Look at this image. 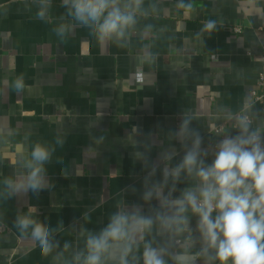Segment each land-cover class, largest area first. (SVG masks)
I'll return each mask as SVG.
<instances>
[{
    "label": "crops",
    "instance_id": "obj_1",
    "mask_svg": "<svg viewBox=\"0 0 264 264\" xmlns=\"http://www.w3.org/2000/svg\"><path fill=\"white\" fill-rule=\"evenodd\" d=\"M192 3L195 11L186 18L176 0H158L159 14L151 22L161 29V38L134 36L130 48H118L98 45L80 27L61 41L53 32L56 18L65 13L60 0H53L52 22L36 17L32 0H0V133L29 147L37 140L53 144L57 132L66 134L64 146L46 165L50 187L0 198V264H51L39 244L13 226L17 212L29 205L52 227L63 221L68 230L57 234L61 244H82L72 231L82 224L90 230L103 227L120 190L129 204L147 211L149 204L141 199L146 172L126 139L133 126L138 141L154 138L153 162L168 147L167 133L177 128L182 110L195 118L193 127L210 151L219 140L214 128L222 125L223 134H236L219 109L235 112L249 101L262 65L264 33L257 29L264 30V13H246L241 0ZM209 19L217 21L218 30L197 40ZM145 50L157 54L154 63L143 58ZM19 76L25 87L17 92L11 85ZM251 104L262 117L259 105ZM173 146L180 153L176 163L183 151L178 142ZM213 158L210 153L207 162ZM12 160L10 148H0V173H14ZM185 186L179 184L174 196ZM93 206L85 222L82 214Z\"/></svg>",
    "mask_w": 264,
    "mask_h": 264
},
{
    "label": "clouds",
    "instance_id": "obj_2",
    "mask_svg": "<svg viewBox=\"0 0 264 264\" xmlns=\"http://www.w3.org/2000/svg\"><path fill=\"white\" fill-rule=\"evenodd\" d=\"M32 2L36 17L52 22L53 0ZM60 7L65 13L56 18L53 32L61 41L77 27L87 29L98 45L118 48H130L134 36L156 40L163 35L151 22L159 14L158 0H60ZM175 7L186 18L195 11L192 0H176ZM241 7L248 14L264 13V0H241ZM217 30V21L209 19L195 38L200 40L205 33L210 37ZM156 57L145 50L143 58L149 63ZM11 87L22 91L23 76ZM219 111L235 135L224 133L210 151L193 127L195 118L182 110L177 128L167 133L168 147L162 148L158 162L150 158L154 138L150 134L138 141V129L132 127L126 139L133 159L146 172L141 199L149 204L147 211L141 204H129L124 190L118 191L103 227L90 230L82 224L72 229L82 244L68 240L61 244L56 236L68 230L63 221L50 226L38 218L35 205L18 211L13 226L21 237L37 242L51 264H264V117L247 100L238 111L225 107ZM65 139V133L57 132L53 144L37 140L29 147L23 139L13 142L0 133V148H10L14 160L9 166L15 169L11 175L0 173V198L38 194L50 187L46 165ZM173 142L183 151L176 163L180 153ZM210 153L214 158L208 163ZM62 174L67 176V168ZM181 183L186 186L174 196ZM95 210L93 206L82 214L85 222Z\"/></svg>",
    "mask_w": 264,
    "mask_h": 264
},
{
    "label": "built area",
    "instance_id": "obj_3",
    "mask_svg": "<svg viewBox=\"0 0 264 264\" xmlns=\"http://www.w3.org/2000/svg\"><path fill=\"white\" fill-rule=\"evenodd\" d=\"M233 31L235 33H239L240 28L234 27ZM257 31L264 33V30H262L261 28H258ZM261 58H262L261 70L258 74L255 88L251 89V91L249 92V101L251 103H256L259 105L261 115L262 117H264V48H262ZM223 132H224V126L222 125L213 129V133L217 135L219 139L222 138ZM218 133H220V135H218Z\"/></svg>",
    "mask_w": 264,
    "mask_h": 264
}]
</instances>
